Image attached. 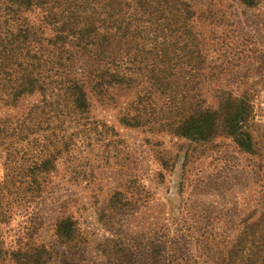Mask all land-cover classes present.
<instances>
[{
	"label": "rangeland",
	"instance_id": "obj_1",
	"mask_svg": "<svg viewBox=\"0 0 264 264\" xmlns=\"http://www.w3.org/2000/svg\"><path fill=\"white\" fill-rule=\"evenodd\" d=\"M191 1L206 56L195 78L199 91L209 105L229 92L248 97L254 153L228 136L203 143L175 135L165 122L174 111L164 104L168 92L95 93L81 135L51 174L49 194L34 204L44 219L38 239L57 252L53 264L65 256L82 264H244L230 254L264 209V2ZM138 110L142 125L121 122ZM62 216L77 222L76 247L58 242Z\"/></svg>",
	"mask_w": 264,
	"mask_h": 264
},
{
	"label": "trees",
	"instance_id": "obj_2",
	"mask_svg": "<svg viewBox=\"0 0 264 264\" xmlns=\"http://www.w3.org/2000/svg\"><path fill=\"white\" fill-rule=\"evenodd\" d=\"M238 1L248 8L264 2ZM196 17L191 0H0V264H53L57 252L38 239L44 219L34 204L49 194L95 93L168 92L164 104L174 111L165 122L175 135L203 143L228 136L254 153L248 97L229 92L209 105L199 91L206 56ZM143 119L141 110L129 111L121 122ZM55 235L79 245L71 216L58 218ZM234 247L230 261L264 264V209ZM61 264L82 263L65 256Z\"/></svg>",
	"mask_w": 264,
	"mask_h": 264
}]
</instances>
